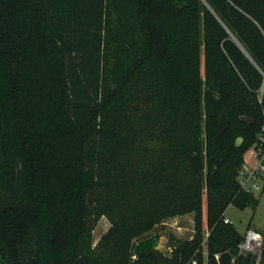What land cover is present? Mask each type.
<instances>
[{
	"label": "trees",
	"instance_id": "16d2710c",
	"mask_svg": "<svg viewBox=\"0 0 264 264\" xmlns=\"http://www.w3.org/2000/svg\"><path fill=\"white\" fill-rule=\"evenodd\" d=\"M263 123L264 0H0V264H186L132 237L204 191L188 264H256L224 215L259 202L238 174Z\"/></svg>",
	"mask_w": 264,
	"mask_h": 264
},
{
	"label": "rangeland",
	"instance_id": "374dc122",
	"mask_svg": "<svg viewBox=\"0 0 264 264\" xmlns=\"http://www.w3.org/2000/svg\"><path fill=\"white\" fill-rule=\"evenodd\" d=\"M147 109L157 114V108L155 102L148 98ZM252 148L249 147L243 154V164L251 165L252 161ZM255 196L259 202L257 205H246L240 207L236 204H230L227 206L225 215L231 220L232 226L239 232L240 235L245 237L249 229H253L259 232H264V184L262 183L259 190L254 191ZM132 222H138V219H132ZM121 225V224H119ZM128 226V225H127ZM113 222L107 216H102L93 230V245H95L102 237L105 236L104 249L113 250L116 245V240L120 236L124 235L118 227L114 230ZM157 231H163L165 237L162 244V250L167 254H171L173 250V244L180 241H188L186 251V264H188L194 251L203 247L205 255L207 256V242L211 232L212 226L209 224L208 218V204L207 196L204 191L201 201L193 208H188L176 213L175 215L165 217L161 223L154 225ZM147 233H150L149 231ZM132 247L137 241L138 237H132ZM170 246L168 247V245ZM227 249V248H226ZM229 250V249H228ZM231 251V250H229ZM135 257V256H133ZM141 264H163L155 257H146L142 260ZM203 264H210L207 259L204 258ZM220 264V262H218ZM225 264H238L236 262V255L229 254L225 256Z\"/></svg>",
	"mask_w": 264,
	"mask_h": 264
},
{
	"label": "built area",
	"instance_id": "2783aa9c",
	"mask_svg": "<svg viewBox=\"0 0 264 264\" xmlns=\"http://www.w3.org/2000/svg\"><path fill=\"white\" fill-rule=\"evenodd\" d=\"M254 164H243L239 169L238 181L242 188L247 191L254 192L261 188L264 184V123L257 135V140L252 148ZM226 223L231 222L229 218L224 216ZM264 243L262 232L249 229L244 239L239 243L241 252H253L256 259V264H260L261 251ZM192 263L196 264L197 260L192 259Z\"/></svg>",
	"mask_w": 264,
	"mask_h": 264
},
{
	"label": "water",
	"instance_id": "95a60500",
	"mask_svg": "<svg viewBox=\"0 0 264 264\" xmlns=\"http://www.w3.org/2000/svg\"><path fill=\"white\" fill-rule=\"evenodd\" d=\"M240 44V42H239ZM240 140H238V144ZM165 237L163 231L153 233L143 239L136 242L133 252L135 255H139L142 252L162 250V244ZM163 251V250H162Z\"/></svg>",
	"mask_w": 264,
	"mask_h": 264
},
{
	"label": "crops",
	"instance_id": "0c3cea01",
	"mask_svg": "<svg viewBox=\"0 0 264 264\" xmlns=\"http://www.w3.org/2000/svg\"><path fill=\"white\" fill-rule=\"evenodd\" d=\"M251 159H252V161H253V163H252V164H254V158H253V156H252V158H251ZM230 221H231V220H230Z\"/></svg>",
	"mask_w": 264,
	"mask_h": 264
}]
</instances>
